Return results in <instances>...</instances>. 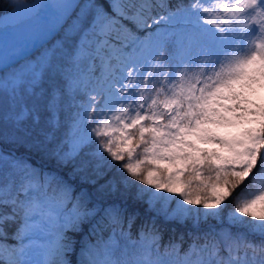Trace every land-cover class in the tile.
I'll return each instance as SVG.
<instances>
[{
    "label": "snow or ice",
    "instance_id": "6c2138e0",
    "mask_svg": "<svg viewBox=\"0 0 264 264\" xmlns=\"http://www.w3.org/2000/svg\"><path fill=\"white\" fill-rule=\"evenodd\" d=\"M6 6L0 264H264V0Z\"/></svg>",
    "mask_w": 264,
    "mask_h": 264
},
{
    "label": "trees",
    "instance_id": "16d2710c",
    "mask_svg": "<svg viewBox=\"0 0 264 264\" xmlns=\"http://www.w3.org/2000/svg\"><path fill=\"white\" fill-rule=\"evenodd\" d=\"M85 2H87V0H85ZM98 3H101L103 4L105 7H107V0H97ZM5 8H6V2L4 0L3 4L0 5V14L2 12L5 11ZM60 38V37H58ZM55 40H53L52 42H54ZM36 53V52H35ZM258 99H261L262 101H264L263 99V95H262V92L260 93V96L258 97ZM0 142V150L2 149L3 151L5 152H8V153H12L11 150H14V154L17 155V156H25L27 159H29L31 161V163L37 167H40V168H43L44 169H47L49 168V170L51 169H54V167H50L51 166V160H47V159H44V158H41L40 156H37V155H32V154H29L27 153L23 148H19L17 145H14L10 142ZM5 144V145H4ZM8 146V147H7ZM13 147V148H12ZM12 148V149H11ZM11 149V150H10ZM18 153V154H17ZM37 157V158H35ZM33 158V159H32ZM39 158V159H38ZM35 160L36 163H34L33 161ZM43 160V161H42ZM46 161V162H45ZM48 161V162H47ZM43 163V164H42ZM50 163V164H49ZM42 164V165H41ZM47 167V168H46ZM50 170V171H51ZM174 227H176L177 229V233H179L180 231H184L185 229L182 228L181 226L179 225H174ZM71 235V233H69ZM171 235L170 232H166L165 233V240H167L168 236ZM79 237V234L75 235L74 236V239L78 242L76 247H77V250L79 249V246L80 244H82L84 242V239H86V237L82 238L81 236V239L78 238ZM69 259L72 260V261H75L77 259V256L76 255H70L69 256Z\"/></svg>",
    "mask_w": 264,
    "mask_h": 264
},
{
    "label": "bare ground",
    "instance_id": "6f19581e",
    "mask_svg": "<svg viewBox=\"0 0 264 264\" xmlns=\"http://www.w3.org/2000/svg\"><path fill=\"white\" fill-rule=\"evenodd\" d=\"M8 3H9V0H6ZM25 1V0H24ZM105 1V0H104ZM34 2H37V0L36 1H34ZM58 2H62V0H58ZM77 11V10H76ZM2 15V14H1ZM16 21H15V18H14V16L13 15H11L10 14V12L9 13H6V14H4V15H2L1 17H0V28H9L13 23H15ZM25 27V26H24ZM7 143V142H6ZM5 145V144H4ZM8 147V146H7ZM13 148V147H12ZM11 148V149H12ZM10 149V150H11ZM2 150V149H1ZM14 151V150H13ZM9 152V151H8ZM18 154V153H17ZM35 158H37V157H35ZM33 159V158H32ZM39 159V158H38ZM48 160V159H47ZM43 161V160H42ZM34 163H36L35 162V160L33 161ZM46 162V161H45ZM48 162V161H47ZM52 163H53V161H51ZM43 164V163H42ZM41 164V165H42ZM50 164V163H49ZM50 167H52V165L50 166ZM44 168V167H43ZM47 168V167H46ZM48 170H49V168H48ZM51 170V169H50ZM49 170V171H50ZM53 170V169H52ZM79 237H80V235H79ZM78 237V238H79ZM79 239H81V237L79 238ZM79 242V241H78ZM78 246H80V245H78Z\"/></svg>",
    "mask_w": 264,
    "mask_h": 264
},
{
    "label": "rangeland",
    "instance_id": "374dc122",
    "mask_svg": "<svg viewBox=\"0 0 264 264\" xmlns=\"http://www.w3.org/2000/svg\"><path fill=\"white\" fill-rule=\"evenodd\" d=\"M34 1H36V0H25L24 2H27V3H33ZM6 2V1H5ZM80 3V2H79ZM8 3L6 2V5H7ZM11 10L6 6V8H5V11L4 12H2L1 14H6V13H9ZM78 11V10H77ZM1 14H0V16H1ZM14 24V23H13ZM12 24V25H13ZM57 39H59V38H57ZM55 42V41H54ZM53 42V43H54ZM262 95H263V97H264V92L262 93ZM264 99V98H263ZM51 165L52 166H54L55 167V164H54V161H53V163L51 162ZM94 195V194H93ZM211 224H215V221H211L210 222ZM202 227H207V225H202Z\"/></svg>",
    "mask_w": 264,
    "mask_h": 264
},
{
    "label": "water",
    "instance_id": "95a60500",
    "mask_svg": "<svg viewBox=\"0 0 264 264\" xmlns=\"http://www.w3.org/2000/svg\"><path fill=\"white\" fill-rule=\"evenodd\" d=\"M78 1H79V0H76L77 3H78ZM41 42H42V41H37L35 47H33V46L30 45V46L28 47V49H27V53H26V54H27V55H30L31 53H33V52L39 47V44H40Z\"/></svg>",
    "mask_w": 264,
    "mask_h": 264
}]
</instances>
